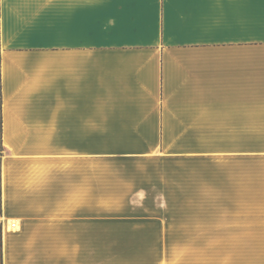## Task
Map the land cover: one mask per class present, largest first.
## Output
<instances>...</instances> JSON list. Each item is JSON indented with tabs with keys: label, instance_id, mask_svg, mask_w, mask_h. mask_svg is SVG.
<instances>
[{
	"label": "crops",
	"instance_id": "1",
	"mask_svg": "<svg viewBox=\"0 0 264 264\" xmlns=\"http://www.w3.org/2000/svg\"><path fill=\"white\" fill-rule=\"evenodd\" d=\"M0 121L1 264L204 209L264 232V0H0Z\"/></svg>",
	"mask_w": 264,
	"mask_h": 264
},
{
	"label": "rangeland",
	"instance_id": "2",
	"mask_svg": "<svg viewBox=\"0 0 264 264\" xmlns=\"http://www.w3.org/2000/svg\"><path fill=\"white\" fill-rule=\"evenodd\" d=\"M204 210L156 215V231H98L96 264H264V232H234L232 209Z\"/></svg>",
	"mask_w": 264,
	"mask_h": 264
},
{
	"label": "trees",
	"instance_id": "3",
	"mask_svg": "<svg viewBox=\"0 0 264 264\" xmlns=\"http://www.w3.org/2000/svg\"><path fill=\"white\" fill-rule=\"evenodd\" d=\"M1 121H0V151L2 149V144H1ZM0 264H1V254H0Z\"/></svg>",
	"mask_w": 264,
	"mask_h": 264
},
{
	"label": "built area",
	"instance_id": "4",
	"mask_svg": "<svg viewBox=\"0 0 264 264\" xmlns=\"http://www.w3.org/2000/svg\"><path fill=\"white\" fill-rule=\"evenodd\" d=\"M11 226H14V223H11Z\"/></svg>",
	"mask_w": 264,
	"mask_h": 264
}]
</instances>
